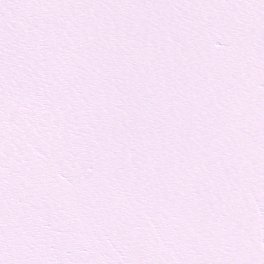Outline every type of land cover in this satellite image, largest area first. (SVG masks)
I'll use <instances>...</instances> for the list:
<instances>
[{
  "label": "snow or ice",
  "instance_id": "1",
  "mask_svg": "<svg viewBox=\"0 0 264 264\" xmlns=\"http://www.w3.org/2000/svg\"><path fill=\"white\" fill-rule=\"evenodd\" d=\"M0 264H264V0H0Z\"/></svg>",
  "mask_w": 264,
  "mask_h": 264
}]
</instances>
